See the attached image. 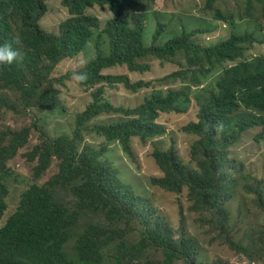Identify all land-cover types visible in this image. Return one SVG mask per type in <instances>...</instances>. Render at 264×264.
I'll return each instance as SVG.
<instances>
[{
  "label": "trees",
  "instance_id": "trees-1",
  "mask_svg": "<svg viewBox=\"0 0 264 264\" xmlns=\"http://www.w3.org/2000/svg\"><path fill=\"white\" fill-rule=\"evenodd\" d=\"M47 1L0 0V44L12 43L23 57L11 65L0 67V112L11 108L3 89L16 90L24 98H33L40 93L42 97L36 106L42 111L54 108L56 91L53 84L57 78L52 77V73L65 59L80 55L94 38L102 25L101 19L90 13L97 6H108L115 15L103 30L110 43V54L104 53L100 39L96 60L81 70L88 74L87 81L81 84L89 89H100L95 94V103L79 117L75 137H43L42 142L29 152L31 161H37L35 177H42L54 159L61 161L59 173L45 185H34L22 193L17 209L4 225L1 223L8 208V188L5 184L9 177L7 164L26 145L30 129L0 134V264H103L106 248L123 238L124 230L90 224L77 239L75 256L65 250V245L73 237L71 229L78 224L80 213L101 210L107 211L112 221L139 219L145 226L139 242L131 246L123 244L117 250L119 264H158L137 261L148 249L164 253L162 264H174L177 260L196 264L195 242L186 237L174 239L168 229L153 226L149 218L135 214L129 204L128 191L123 193L122 186H116L111 181L112 173L101 161L104 152H97L89 146L80 151L78 146L84 126L102 114L125 116L126 121L103 126L101 135L109 143H122L129 154L132 137H139L143 142L162 137L165 128L157 123V119L161 113H179V102L185 91L173 88L167 92L153 91L135 109L117 107L101 99L106 91L104 84L125 83L128 88L137 90L143 83L132 87L128 75H107L104 71L127 66L131 72H145L151 66L143 63L145 59L155 57L167 63L182 52L191 64L199 62L203 65L204 60L208 61L209 67L199 73L211 72L221 66L223 74L217 82L216 91H212L200 106L198 120L184 128L188 134L199 137L192 149L194 160L199 162L198 168L186 167L172 150L157 149L153 156L163 176L153 178L152 183L174 193H181L187 187L195 210L214 212L215 228L223 236L225 244L247 256L245 245L235 242L230 232L220 229L225 223L221 213L225 210L223 202L231 198L237 186L236 180L228 173L230 170L220 169L225 159L220 151L252 128L256 118L245 116L235 122V131L229 139L219 141L216 136L222 126L231 125L232 116L242 105L264 115V55L242 59L245 43L253 42L254 34H233L229 39L207 47L191 41L200 31H184L162 42L161 38L169 26L157 22V30L149 45L145 42L147 14L140 10L144 0H61L69 17L60 25L59 33L54 34L44 30L40 24L48 10ZM246 1L249 6L252 5L253 0ZM256 1L264 16V0ZM207 2L209 7L214 6V0ZM128 12L131 22L126 17ZM214 16L218 20L233 22L219 9ZM15 39L19 40V44L14 42ZM177 73L187 76L189 72L183 70ZM178 76L173 73L171 78ZM66 186H72L78 198L75 211L56 200V190ZM246 194L255 195L257 205L264 212L261 185H257L256 190L247 187ZM212 264L228 263L217 261Z\"/></svg>",
  "mask_w": 264,
  "mask_h": 264
},
{
  "label": "rangeland",
  "instance_id": "rangeland-1",
  "mask_svg": "<svg viewBox=\"0 0 264 264\" xmlns=\"http://www.w3.org/2000/svg\"><path fill=\"white\" fill-rule=\"evenodd\" d=\"M208 0H144L140 10L147 14L145 42L152 43V36L157 30V22L168 25L161 41L181 32L200 31L191 41L202 46L216 45L227 40L233 34L253 33V42L244 46L243 60L264 55V16L262 8L256 0L248 5L246 0H214V6H208ZM47 13L40 20L41 27L51 33L58 34L60 25L69 17L68 10L61 0H48ZM220 10L230 16L231 21L215 19V11ZM90 13L101 19V27L95 32L83 52L73 58L62 61L52 73L57 78L53 89L56 91L55 106L42 111L36 105L40 102V93L33 98H24L16 90L3 89L11 108L0 112V134L2 132L22 131L30 129L26 145L20 148L13 159L8 161L9 177L5 184L8 188L7 211L2 219L4 225L8 217L17 209L21 195L28 188L43 186L60 171L61 161L54 159L50 169L40 178L35 177L34 167L37 161H31L29 152L40 144L44 138L56 139L61 136L75 137L79 117L95 103V94L100 88L89 89L72 79L73 70L81 71L98 56L97 45L102 41V49L110 54V43L104 34V29L115 15L111 9L96 7ZM127 19L131 22V14ZM160 43V39L157 42ZM241 59V60H242ZM155 57L145 59L143 63L150 64V70L131 72L127 66L107 69L105 74L128 75L135 87L134 90L122 84H104L105 93L102 100H108L115 106L135 109L142 105L153 91L167 92L169 89L185 91V96L179 102L181 111L161 113L157 123L165 128L162 137L143 142L139 137L130 141L131 153L119 141L109 143L101 135L103 126H109L119 121H126L123 115L102 114L84 126L82 136L78 140L79 150L92 147L97 152H104L101 161L105 162L111 175V181L116 186H122L123 193L128 191L129 204L133 212L149 218L153 226L168 229L174 239L183 237L192 239L196 244V264H212L224 261L228 264H264V212L257 205L255 195H247L246 188L256 190L261 185L264 194V115L244 105L232 116L229 126H222L217 133V140L232 137L235 122L245 116L256 118L252 128L241 133L237 140L220 151L225 156L222 170L236 180L237 186L231 198L223 202L225 210L222 219L225 220L221 230L230 232L233 240L245 245L247 256L231 250L215 228L214 212L196 211L190 191L185 187L181 193L166 191L152 183L153 178L163 176L153 153L155 150L174 151L175 155L192 169L198 168V160H194L192 149L199 140L196 135L188 134L184 128L189 123L198 120L200 106L207 101L212 91H216L217 82L223 74L221 66L207 73H199L209 67L208 61L191 64L185 53L178 54L167 63ZM83 62V63H81ZM230 64V63H229ZM188 70L187 76L179 71ZM177 78H171L172 74ZM198 77V79H196ZM198 80V82L196 81ZM56 200L68 205L75 211L78 208V198L72 186L60 187L56 190ZM108 212L101 210L82 211L76 226L71 229L72 239L65 245V250L75 256L77 239L90 224H99L112 230H124L123 238L105 250L103 264H119L117 250L125 244L131 246L141 240L144 224L139 219L124 218L112 221ZM164 253L155 249L143 252L137 261L162 264ZM174 264H188L185 260H177Z\"/></svg>",
  "mask_w": 264,
  "mask_h": 264
},
{
  "label": "clouds",
  "instance_id": "clouds-1",
  "mask_svg": "<svg viewBox=\"0 0 264 264\" xmlns=\"http://www.w3.org/2000/svg\"><path fill=\"white\" fill-rule=\"evenodd\" d=\"M14 42L19 44L18 39H15ZM18 59H23L18 48H13L12 43L6 42L0 44V67L4 65H11L12 63L16 62ZM72 79L79 83H84L88 79V74L87 72H81L74 69L72 72Z\"/></svg>",
  "mask_w": 264,
  "mask_h": 264
}]
</instances>
